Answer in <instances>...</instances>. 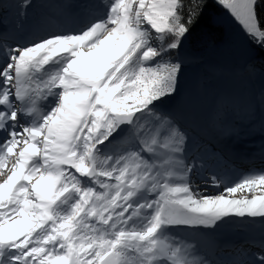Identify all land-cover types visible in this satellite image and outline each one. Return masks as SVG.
Wrapping results in <instances>:
<instances>
[{
	"label": "snow or ice",
	"instance_id": "obj_1",
	"mask_svg": "<svg viewBox=\"0 0 264 264\" xmlns=\"http://www.w3.org/2000/svg\"><path fill=\"white\" fill-rule=\"evenodd\" d=\"M218 2L264 47V0ZM204 6L103 0L79 31L0 40V264H209L173 231L264 219V171L197 187L188 137L158 109Z\"/></svg>",
	"mask_w": 264,
	"mask_h": 264
},
{
	"label": "rangeland",
	"instance_id": "obj_2",
	"mask_svg": "<svg viewBox=\"0 0 264 264\" xmlns=\"http://www.w3.org/2000/svg\"><path fill=\"white\" fill-rule=\"evenodd\" d=\"M6 1L8 5L5 12H0V40L11 41L14 45L28 44L54 32H65L64 29L71 30L79 22L87 21L86 25L93 19L103 16L106 11L103 7V0H31L26 10L21 9V0ZM217 4L220 8L218 12H213L212 20L216 26L224 28L227 35L226 40L212 53H209L206 60L197 59L185 49L186 42L183 43L184 46L180 49L181 57L176 58L182 64L180 78L185 75L188 90L178 87L174 96L165 98L162 103L158 104L160 112L173 118V113L177 114L179 110L171 107H176L178 101H187L190 92L198 97L196 100L198 103L210 110L230 98L236 90L241 92L249 102L261 108L264 107V83H262L264 76L260 71L252 69L253 65L259 62L260 46L251 41L242 26L223 5L219 4L218 0ZM40 23L44 25L39 31H44L46 28L48 31L41 35H34L31 41L28 39L22 42L16 39V33L28 32L31 27L39 29ZM52 24L55 29L51 27ZM6 34H9L11 38L7 36L5 40L2 39ZM179 109L191 110L188 106ZM229 110L231 108L227 106L224 115L233 118V113ZM2 179L3 177H0V180ZM185 229L189 228L175 230Z\"/></svg>",
	"mask_w": 264,
	"mask_h": 264
},
{
	"label": "bare ground",
	"instance_id": "obj_3",
	"mask_svg": "<svg viewBox=\"0 0 264 264\" xmlns=\"http://www.w3.org/2000/svg\"><path fill=\"white\" fill-rule=\"evenodd\" d=\"M8 2L6 0H0V12H5L6 6ZM79 24V25H78ZM71 29L72 32L79 31L80 24L78 23ZM44 23H40L39 29H33L31 27L28 32H20L19 34H15L16 39L26 42L34 39V35H41L43 32L48 31L47 28L44 31H39L43 27ZM54 24H52L51 27ZM55 29V27H54ZM50 30V29H49ZM65 31H69L68 29H64ZM7 36L11 38L9 34L2 37V39H6ZM10 45L11 41L7 42ZM187 78L182 76L179 80V86L181 89L187 88ZM197 96L195 93L190 92L189 98L187 101L181 100L176 104V108L188 106L192 111L198 112L202 114V116L207 121L209 118L214 121V126L210 125L214 128H208L207 132H202L203 130L199 128L198 122L187 121L184 122V116L186 114H182L179 112L178 114V122L182 129L188 130L186 135L188 137L187 143V152L186 156L189 159V152L192 149L199 148L204 142H210L209 144L216 145L215 150H221L220 141L227 146V144L234 143L235 140L238 142L236 145L229 146L228 152L236 159L237 162L242 164H249L250 161H255L256 163H261V160H264L263 152L257 151L256 153H251L255 149L256 146H260L264 149V107L257 104H253L249 102L245 96L239 92L235 91V94H232L230 98L222 101L218 106L214 107L212 110L206 108L204 105L198 103ZM230 107L232 110L229 112H234L236 115L239 113H243V116H237L235 118H228L224 115L225 108ZM183 109V108H182ZM190 109H185V111L192 112ZM208 117H206V116ZM192 120H196V115L194 113H190L188 115ZM245 118V121H244ZM204 121L203 123L207 122ZM200 122V121H199ZM200 122L201 125H205ZM242 124L240 127L239 125ZM223 132V133H222ZM206 133L207 135H203ZM222 133V135H221ZM216 143V144H215ZM248 150H239L241 146H243ZM216 153H208L204 155L208 158H213ZM195 160V159H194ZM206 161V159H205ZM201 168H202V162ZM264 166V162H263ZM217 168H212L210 171H202L201 177L199 181H193L194 185L197 187H207V191L211 193H215L220 191V189L213 188L210 185H206V182L209 181V178L212 175L218 176ZM194 172H200L198 168L195 169ZM194 173L193 175H195ZM208 174V175H207ZM192 175V177H193ZM191 177V178H192ZM241 176H232L228 181H235L239 179ZM177 240H182L185 243L195 245V251L198 256L206 259L209 264H229L228 260L231 259V255L234 254V250L229 248H222L223 254H227V256L223 259H220V255L215 254V250L218 247H226L235 242H242L246 240L247 243L255 242L257 239L264 236V219L262 218H233L229 219L224 223H220L215 228H189L185 230H174L172 233ZM255 258H252L250 261L254 264Z\"/></svg>",
	"mask_w": 264,
	"mask_h": 264
},
{
	"label": "trees",
	"instance_id": "obj_4",
	"mask_svg": "<svg viewBox=\"0 0 264 264\" xmlns=\"http://www.w3.org/2000/svg\"><path fill=\"white\" fill-rule=\"evenodd\" d=\"M219 8L217 0H205L201 15L192 25L190 33L184 40L186 42L185 49L190 51L197 59H208V54L212 53L215 48L221 46L226 40L227 35L224 28L216 26L212 20L213 12H218ZM183 46L182 44L181 48ZM260 48L264 49V47ZM260 48L258 51L259 62L253 65L252 69L260 71L264 76V50ZM180 49L173 53L174 57H181Z\"/></svg>",
	"mask_w": 264,
	"mask_h": 264
}]
</instances>
